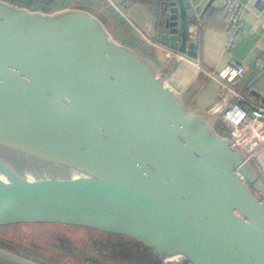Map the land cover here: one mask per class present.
I'll use <instances>...</instances> for the list:
<instances>
[{
    "label": "water",
    "instance_id": "water-1",
    "mask_svg": "<svg viewBox=\"0 0 264 264\" xmlns=\"http://www.w3.org/2000/svg\"><path fill=\"white\" fill-rule=\"evenodd\" d=\"M98 2L138 48L89 8L0 0V151L18 154L0 156V224L124 235L162 264H264V181L171 83L198 58L192 1L162 0L150 40ZM159 45L178 53L167 72L147 54Z\"/></svg>",
    "mask_w": 264,
    "mask_h": 264
},
{
    "label": "crops",
    "instance_id": "crops-1",
    "mask_svg": "<svg viewBox=\"0 0 264 264\" xmlns=\"http://www.w3.org/2000/svg\"><path fill=\"white\" fill-rule=\"evenodd\" d=\"M94 1L101 5L98 0ZM113 1L122 5L124 14L146 35L152 36L161 25L162 0ZM191 1L197 16L191 21L189 40L197 44L198 58L183 57L180 67L171 78L174 88L182 93L192 110L205 113L212 122L218 124L225 103L233 96L223 90L212 74L227 66L241 64L245 73L239 88L245 98L244 104L248 107L252 102L264 104V0H243L246 9L242 37L232 52L225 50L227 32L222 17L225 0ZM94 6L87 0H58L56 8L51 11L68 7L94 11ZM147 54L162 72H167L175 59L167 56L164 48L160 47ZM260 57L261 61H258Z\"/></svg>",
    "mask_w": 264,
    "mask_h": 264
},
{
    "label": "rangeland",
    "instance_id": "rangeland-1",
    "mask_svg": "<svg viewBox=\"0 0 264 264\" xmlns=\"http://www.w3.org/2000/svg\"><path fill=\"white\" fill-rule=\"evenodd\" d=\"M19 5L27 7V4ZM100 7L101 10L94 12L103 21L110 22V13L102 5ZM109 29L114 37L119 39L112 31L113 27L109 26ZM217 125L219 124H216V127ZM10 224H0V234L11 239L15 245H22L21 249L27 248L38 253L46 262L93 264L89 260H94L95 264H162L151 255V248L144 244H135L130 238L108 235L88 228L55 224ZM171 264L191 263L180 259Z\"/></svg>",
    "mask_w": 264,
    "mask_h": 264
},
{
    "label": "built area",
    "instance_id": "built-area-1",
    "mask_svg": "<svg viewBox=\"0 0 264 264\" xmlns=\"http://www.w3.org/2000/svg\"><path fill=\"white\" fill-rule=\"evenodd\" d=\"M245 9L243 0L224 1L222 17L226 23L227 52H232L242 37ZM146 37L151 39L148 35ZM159 47L164 48L169 57L178 56V53L171 49L160 45ZM258 61H261V57ZM244 73V66L239 64L227 66L218 73L212 74L223 90L231 91L235 97L224 108L220 122L227 130L233 146L244 152L264 181V104L252 102L249 107L244 104L245 98L239 88Z\"/></svg>",
    "mask_w": 264,
    "mask_h": 264
},
{
    "label": "flooded vegetation",
    "instance_id": "flooded-vegetation-1",
    "mask_svg": "<svg viewBox=\"0 0 264 264\" xmlns=\"http://www.w3.org/2000/svg\"><path fill=\"white\" fill-rule=\"evenodd\" d=\"M21 223H36V224L45 223V224H55V225H63V226H70V227L86 228V227H81V226L66 225V224H59V223H50V222H16V223H11L10 225H12V224L16 225V224H21ZM88 229H90V228H88ZM97 231L101 232L99 230H97ZM101 233H105V232H101ZM105 234L120 236V237H123V238H125V237L126 238H130L131 240L133 239L135 244L142 245L141 242L137 241L134 238L128 237V236L119 235V234H112V233H105ZM21 247H22V245H21ZM21 247L17 246V243L15 245V243L12 242L11 239H8L4 235L0 234V248L1 249L5 250L7 252L13 253L16 256H18V257H20L22 259H25L27 261H31V262H33L35 264H54V263H50V262H46L45 260H42L38 256L39 254L36 253V252L30 251L31 249H27V248L21 249ZM37 252H39V251H37ZM150 253H151V255L155 256L156 259L159 261L158 257L156 255H154L152 251ZM40 256H42V255L40 254ZM89 261L92 262L93 264H95L94 260H89ZM0 264H25V263L18 262V261L14 260V259H11V258H9L7 256H3V255L0 254Z\"/></svg>",
    "mask_w": 264,
    "mask_h": 264
},
{
    "label": "trees",
    "instance_id": "trees-1",
    "mask_svg": "<svg viewBox=\"0 0 264 264\" xmlns=\"http://www.w3.org/2000/svg\"><path fill=\"white\" fill-rule=\"evenodd\" d=\"M8 1H10L12 3H15V4H20V3L27 4V7L29 6V8H31V9L43 8L45 11H49V10L51 11L52 9L56 8V4H57V1L58 0H8ZM87 1L93 3V5L95 4L94 7H96V9H94V11L101 10L100 9L101 8L100 7L101 5H99L94 0H87ZM96 4H97V6H96ZM120 7H122L121 4H120ZM109 18H110V20H109L110 22H105V21L104 22L106 23V25L108 27L109 26L113 27V30H112L113 33H115L118 36L119 39H121L124 42H127L128 44H130V45L138 48V46L136 45V43L131 38H129L124 32H122L123 31L122 28L115 22V20H113V18L110 17V16H109ZM218 124H219V125H217L218 126L217 127L218 128V131L220 133L224 134V135H227V130L221 124V122L218 123Z\"/></svg>",
    "mask_w": 264,
    "mask_h": 264
},
{
    "label": "bare ground",
    "instance_id": "bare-ground-1",
    "mask_svg": "<svg viewBox=\"0 0 264 264\" xmlns=\"http://www.w3.org/2000/svg\"><path fill=\"white\" fill-rule=\"evenodd\" d=\"M0 156L2 157H15L18 156V154L8 151H0Z\"/></svg>",
    "mask_w": 264,
    "mask_h": 264
}]
</instances>
